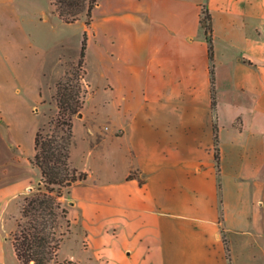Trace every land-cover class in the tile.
Masks as SVG:
<instances>
[{
  "label": "crops",
  "instance_id": "crops-1",
  "mask_svg": "<svg viewBox=\"0 0 264 264\" xmlns=\"http://www.w3.org/2000/svg\"><path fill=\"white\" fill-rule=\"evenodd\" d=\"M87 34L86 99L108 121L95 144L123 172L66 190L62 246L79 236L107 264H264V0H99ZM21 118L0 82V264L7 218L42 181Z\"/></svg>",
  "mask_w": 264,
  "mask_h": 264
},
{
  "label": "rangeland",
  "instance_id": "rangeland-1",
  "mask_svg": "<svg viewBox=\"0 0 264 264\" xmlns=\"http://www.w3.org/2000/svg\"><path fill=\"white\" fill-rule=\"evenodd\" d=\"M87 19L84 14L78 21L66 23L55 12L52 0H0V82L8 85L19 107L25 143L30 148L40 125L46 124V133L52 134L53 127L49 122L58 114L54 98L56 85L66 78V72L72 71L80 59ZM91 58L95 60L94 56ZM88 67L92 69L88 78L94 95L102 94V78L94 67ZM85 102L80 113L83 115L86 109L85 121L79 120L82 118L79 114L73 116L71 160L76 168L89 175L90 183H104L115 175L120 176L123 167L118 158L110 155L107 144H95L97 138L107 132L103 104L93 97ZM29 194L21 200L22 204ZM20 215L6 220L13 227L11 240L18 230ZM10 238L5 243V259L7 264H18ZM59 256H73L79 264H107L91 259L76 235L66 241ZM64 262L66 260L58 259L53 264Z\"/></svg>",
  "mask_w": 264,
  "mask_h": 264
},
{
  "label": "trees",
  "instance_id": "trees-1",
  "mask_svg": "<svg viewBox=\"0 0 264 264\" xmlns=\"http://www.w3.org/2000/svg\"><path fill=\"white\" fill-rule=\"evenodd\" d=\"M55 12L66 23L78 21L87 15L91 24L93 10L99 0H52ZM212 51L211 15L204 10L201 20ZM87 32L84 34L82 52L72 71L56 85V118L49 122L52 134L46 133L47 125L38 127L35 134L33 163L41 170L42 181L33 189L22 204L18 230L13 234V245L19 264H53L58 261L61 246L70 232L71 221L63 202L64 191L77 182L84 181L87 174L78 172L71 163V144L74 137L73 116L81 113L89 92L86 70ZM211 56L213 52H210ZM214 80V69H211ZM76 81L75 84H72ZM86 82V83H85ZM87 87V88H86ZM219 160V153H216ZM62 264H78L66 260Z\"/></svg>",
  "mask_w": 264,
  "mask_h": 264
},
{
  "label": "water",
  "instance_id": "water-1",
  "mask_svg": "<svg viewBox=\"0 0 264 264\" xmlns=\"http://www.w3.org/2000/svg\"><path fill=\"white\" fill-rule=\"evenodd\" d=\"M79 117H83V115L82 114H79Z\"/></svg>",
  "mask_w": 264,
  "mask_h": 264
}]
</instances>
